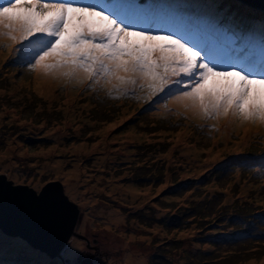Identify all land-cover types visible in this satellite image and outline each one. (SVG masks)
I'll list each match as a JSON object with an SVG mask.
<instances>
[{
	"label": "rangeland",
	"instance_id": "374dc122",
	"mask_svg": "<svg viewBox=\"0 0 264 264\" xmlns=\"http://www.w3.org/2000/svg\"><path fill=\"white\" fill-rule=\"evenodd\" d=\"M154 2L201 18L205 28L215 25L205 15L254 23L259 11L239 0ZM256 27L264 43V20ZM8 43L0 48V175L37 191L61 181L79 206L77 231L86 239L72 237L62 257L50 258L0 229V264H264V122L207 119L171 102L163 108L144 99L146 89L109 95L107 88L86 90L88 82L39 84ZM215 195L214 208L204 212L211 215L198 221L189 207ZM221 207L227 217L244 208L251 230H236L230 219L201 230ZM224 227L226 241L207 240ZM70 244L85 251L71 254Z\"/></svg>",
	"mask_w": 264,
	"mask_h": 264
},
{
	"label": "snow or ice",
	"instance_id": "6c2138e0",
	"mask_svg": "<svg viewBox=\"0 0 264 264\" xmlns=\"http://www.w3.org/2000/svg\"><path fill=\"white\" fill-rule=\"evenodd\" d=\"M219 19L225 35L246 36ZM9 41L26 70L65 86L88 82L86 90L133 96L146 89L144 99L163 108L171 102L207 119L264 122L259 67L234 64L187 30L139 20L111 0H0V48ZM84 251L69 245L71 254Z\"/></svg>",
	"mask_w": 264,
	"mask_h": 264
},
{
	"label": "water",
	"instance_id": "95a60500",
	"mask_svg": "<svg viewBox=\"0 0 264 264\" xmlns=\"http://www.w3.org/2000/svg\"><path fill=\"white\" fill-rule=\"evenodd\" d=\"M245 1L264 8V0ZM79 222V206L65 193L61 181H50L37 191L0 175V229L5 234L57 258L72 237L86 239L77 231ZM82 264L92 262L87 258Z\"/></svg>",
	"mask_w": 264,
	"mask_h": 264
},
{
	"label": "trees",
	"instance_id": "16d2710c",
	"mask_svg": "<svg viewBox=\"0 0 264 264\" xmlns=\"http://www.w3.org/2000/svg\"><path fill=\"white\" fill-rule=\"evenodd\" d=\"M203 5H205V1H204V3L202 4V6ZM205 10H207L206 9V6H204L203 7ZM171 16H173V19L174 18H179V16L177 15V14H175L174 12H172V11H167ZM197 12V13H196ZM195 13H188V12H185V14L186 15H191V14H195V15H199L198 14V12L199 11H196ZM239 13H244L243 11H240ZM249 14H251V16L252 17H255L254 15H253V13H250V12H248ZM255 15H258L257 17H255V21H254V23L257 25V23L258 22H260L261 20H264V13H259V14H255ZM203 17V16H202ZM185 18H189V17H185ZM191 19H194V20H201L202 21V19L201 18H199V17H196V18H191ZM203 20L204 21H208V22H210V23H214L215 25L214 26H212V28L211 29H208L207 28V31H209V30H212V31H214V30H216V32H221L223 35H225V33L223 32V31H221L220 30V28L218 27V20L216 19V18H211L210 16H208V15H205L204 17H203ZM233 20L234 21H237L238 23H243V22H245L244 24H242L240 27L239 26H236L237 24H235L234 22H233ZM167 23H169L170 22V20H168V21H166ZM223 23H226L227 25H230L231 27H233L234 28V30L235 31H237V32H241V30H243V32L241 33V34H246V36H244V37H246V38H249V39H251L252 37H255V39H258L257 37V35L259 34V33H261L260 31H259V29H258V27H256V25H254V23H251V21H249L248 20V18H246V19H242V15H240V16H232L231 14L228 16V18L227 19H223V21H219V24H223ZM170 24V23H169ZM231 24H235V26L234 25H231ZM172 25V24H171ZM253 33V34H252ZM196 35H199L198 33L196 34ZM195 34H194V37L196 36ZM260 37H263V35H261ZM249 39H243V41L244 42H247V43H249V44H251V43H254V45H251V46H248V48L246 49V50H248L250 53H255L256 51H254V49H253V47H255V42H251ZM216 39H214L213 40V44H215L216 43V41H215ZM214 49H217V47L215 46V48ZM233 48H231V50H232ZM239 51V53H241V50H238ZM259 52H260V54H261V57H263V53H262V50H260L259 49ZM258 52V53H259ZM255 65H259V63H255ZM219 200V197H218V195H215L213 198H210L208 201H200V202H198V203H192L191 204V206L189 207V208H192V210H194V214H193V216H195V214L197 213V212H199V216H195V218H198V221H205L206 220V218H207V215L208 216H210L211 214L210 213H206L207 215H205L204 214V212H206L208 209H212V208H214V206H213V203L216 201H218ZM203 202L206 204L207 202H208V204H206V206L205 205H203ZM185 214H188V212H186ZM228 213H227V211H224V208L223 207H221L218 211H217V213H216V215L213 217V218H211L210 217V222L211 223H209L207 226H201L200 225V228H201V230H205L207 227H209L210 226V224H212V226L213 227H220V226H225V224H226V222L228 221V219H230L231 220V226L233 227V228H235L236 230H239V229H241V227H246L244 230H247V231H250L251 230V228L253 227V220L251 219V217H248V214H246V210L244 209V208H239L238 209V211L237 212H234V213H232V217H227L226 215H227ZM260 215H262L263 217H264V211L263 210H260V213H259ZM177 216H180L181 217V215H177ZM186 217H187V215H185V220H186V222H188V221H190V220H193L194 218H188V219H186ZM216 222V223H215ZM210 229H211V227H209ZM225 231H223V232H220V233H212V232H208L207 233V235H208V237H207V240L209 241V242H211V243H218L219 241H221V240H227L228 238H227V235L229 234V230L227 229V227H224L223 228Z\"/></svg>",
	"mask_w": 264,
	"mask_h": 264
},
{
	"label": "clouds",
	"instance_id": "9594fccd",
	"mask_svg": "<svg viewBox=\"0 0 264 264\" xmlns=\"http://www.w3.org/2000/svg\"><path fill=\"white\" fill-rule=\"evenodd\" d=\"M239 1L241 2L242 5L249 6V7L253 8V9H258V10H259V11H257L258 14H259V13H264V8L248 5V2L245 1V0H239ZM253 42L256 43L255 40H254ZM257 43H259V41H257ZM251 44H252V43H251Z\"/></svg>",
	"mask_w": 264,
	"mask_h": 264
},
{
	"label": "bare ground",
	"instance_id": "6f19581e",
	"mask_svg": "<svg viewBox=\"0 0 264 264\" xmlns=\"http://www.w3.org/2000/svg\"><path fill=\"white\" fill-rule=\"evenodd\" d=\"M178 25L181 27L182 26V23H178ZM194 34L196 35V33H195V31H194ZM197 36V35H196ZM37 81H38V83L39 84H42L44 81L43 80H45L44 79V77H42L41 76V74L40 73H37ZM47 79V78H46ZM50 79H47V81H49ZM179 106H181V105H179ZM79 245V244H78ZM142 261H141V259H140V263H141Z\"/></svg>",
	"mask_w": 264,
	"mask_h": 264
}]
</instances>
